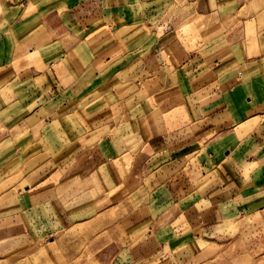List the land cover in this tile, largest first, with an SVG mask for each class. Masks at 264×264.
I'll use <instances>...</instances> for the list:
<instances>
[{
  "label": "crops",
  "instance_id": "crops-1",
  "mask_svg": "<svg viewBox=\"0 0 264 264\" xmlns=\"http://www.w3.org/2000/svg\"><path fill=\"white\" fill-rule=\"evenodd\" d=\"M168 1L0 0V214L13 212L15 250L74 262L75 214L101 222L87 245L100 263L190 264L242 219L264 222L263 11ZM153 18L172 26L157 34ZM219 33L229 64L208 46Z\"/></svg>",
  "mask_w": 264,
  "mask_h": 264
},
{
  "label": "rangeland",
  "instance_id": "rangeland-1",
  "mask_svg": "<svg viewBox=\"0 0 264 264\" xmlns=\"http://www.w3.org/2000/svg\"><path fill=\"white\" fill-rule=\"evenodd\" d=\"M173 1L178 5H183L186 3L184 0ZM216 1L217 0H213V5ZM223 1L225 6L220 7V11L218 13L219 15H231L232 13H235L236 7L243 3L246 5V7L244 8L242 14H246L248 16L253 14V12L257 13L263 11L261 15V25L264 24V0H238L237 2L236 0ZM168 2L170 3L171 1L169 0ZM209 8L212 10V7ZM180 13L181 15H187L189 12L188 10L185 11L181 9ZM232 17H229L228 25L230 26L229 29L235 30L237 28L235 27L237 22L234 21L235 25H233L234 23L232 22ZM149 26L156 28L157 34H160L164 28L171 27L172 24L170 22L167 23V21L163 25L158 24V20L153 18L150 21ZM189 27V24H187L183 29L187 30ZM207 29L208 28H206V30ZM232 30H230V32H232ZM207 41H209L208 46H210L212 49L218 50L216 56L219 58L221 63L225 62L226 64H229L231 62L230 49L225 43L224 37L220 33L217 37L209 38ZM131 200L132 201L130 202L133 203L132 205H134V207L137 206L135 205L134 196L131 198ZM26 202L28 203V201H25V203ZM126 205L128 208L127 203L125 206ZM121 206H123V204H121ZM137 211L138 209H135L133 215H135ZM13 216V212L10 211L4 215L0 214V228L3 227L4 229V241L0 236V264H45L41 262V260H37L39 257L38 253L37 255L36 253L30 255L28 248L26 249L21 247L16 248L15 250V247H13V231L11 229L13 225ZM21 217L22 225L23 223L27 224L28 216ZM108 217L103 219V221H108ZM97 220V218L90 219L89 217L75 214L69 216V221L73 226V229L70 230L68 235L63 238V241L67 244L66 248H68L71 255L74 254L75 257L78 254V256L75 257L76 260L69 264H103L98 262L101 252L99 251L100 253H93L92 251H89L87 246L90 245L93 240L96 241L103 237L100 235L102 232L99 233L101 222ZM256 223L258 226H256ZM120 225L121 223L118 222L117 228H119ZM77 228L79 229L77 230ZM94 232L97 233L93 235ZM230 233L231 235L228 244L214 248L213 251H211L212 253L210 252L206 258H198L196 261L191 262L190 264H264V222L260 216H249L242 219L240 222H238V225L236 224L234 226V229H232ZM238 233L240 234L238 235L240 236L239 239L237 236ZM9 234H11V236H9ZM83 234L86 237L80 236ZM88 234H92V236L88 237ZM78 235L80 236L79 238ZM75 244H79L81 246L78 247L75 246ZM82 244H84V247H82ZM200 248H202V246H200Z\"/></svg>",
  "mask_w": 264,
  "mask_h": 264
}]
</instances>
